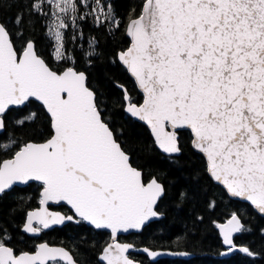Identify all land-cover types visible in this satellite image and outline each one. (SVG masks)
Here are the masks:
<instances>
[{
  "label": "snow or ice",
  "instance_id": "obj_1",
  "mask_svg": "<svg viewBox=\"0 0 264 264\" xmlns=\"http://www.w3.org/2000/svg\"><path fill=\"white\" fill-rule=\"evenodd\" d=\"M5 7L19 10L11 28L0 22V198L39 184L40 207L26 213L24 233L86 222L110 235L100 264H137L129 256L133 246L119 237L161 218L166 189L135 165L87 73L65 48L66 38L85 41L87 24L119 30L112 3L0 0V11ZM40 17L55 41V59L73 66L55 70L32 40L17 46ZM123 31L129 44L117 59L142 93L137 104L124 90L125 111L148 126L155 146L170 158L182 154L181 136L189 135L209 178L264 214V0H141ZM85 42L91 58L98 41ZM34 104L47 115V127L37 139L21 140L10 125L36 128L40 118L29 111ZM12 113H18L14 121ZM53 204L70 206L74 215L50 211ZM215 227L229 252L254 256L235 242L245 230L235 213ZM13 239L0 226V264H77L64 248L41 243L31 252L17 250Z\"/></svg>",
  "mask_w": 264,
  "mask_h": 264
},
{
  "label": "trees",
  "instance_id": "obj_2",
  "mask_svg": "<svg viewBox=\"0 0 264 264\" xmlns=\"http://www.w3.org/2000/svg\"><path fill=\"white\" fill-rule=\"evenodd\" d=\"M110 2L121 22L120 29L97 30L87 24L83 29L85 41L92 37L97 39L96 55L91 58L86 56L88 46L85 41L73 42L66 38L67 55L75 58L77 70L87 73L101 101L105 118L135 165L144 171L146 178L156 177L166 189L160 205L164 218L152 222L141 233L121 237V240L135 247L186 251L195 255L189 260L162 259L156 262L145 255H132L140 264H264V217L249 204L231 199L220 185L209 178L205 161L192 148L190 136H181L182 154L170 158L155 146L149 129L125 113V92L119 85L127 89L133 102L141 103L142 94L118 61L117 53L129 44L123 29L132 10L140 11L141 0ZM18 10V7H5L0 11V22L7 23L11 28ZM47 23L43 17L34 18L17 41V46L25 40L34 41L38 53L46 62L55 70L62 71L66 64L73 65L71 61L58 62L55 59V41L48 36ZM29 111L36 112L40 118L36 128L21 129L10 125V129H15V136L21 140L37 139L39 132L48 124L47 115L38 104H34ZM17 118L18 113H12L9 120ZM40 191L39 184L32 183L0 198V226L14 237L12 243L17 250L31 252L38 243L46 241L67 248L79 264H100L99 255L110 241L106 231H95L85 223L75 222L42 233L39 239L22 231L28 210L40 205ZM210 202L215 203L214 208L209 207ZM233 213L240 216L245 229L235 242L248 247L254 253L252 257L236 252L229 258H220L224 247L215 224L226 221Z\"/></svg>",
  "mask_w": 264,
  "mask_h": 264
},
{
  "label": "water",
  "instance_id": "obj_3",
  "mask_svg": "<svg viewBox=\"0 0 264 264\" xmlns=\"http://www.w3.org/2000/svg\"><path fill=\"white\" fill-rule=\"evenodd\" d=\"M46 61V60H45ZM119 61V60H118ZM121 64V63H120ZM122 65V64H121ZM123 66V65H122ZM124 67V66H123ZM125 68V67H124ZM126 69V68H125ZM128 72V71H127ZM128 74L130 75V73L128 72ZM130 77L134 80V78L130 75ZM134 82H135V80H134ZM135 84H136V82H135ZM121 85H119V87H120ZM137 86V85H136ZM138 88V87H137ZM120 89H122L123 91L126 89L124 86L123 87H120ZM127 90V89H126ZM139 90V89H138ZM140 91V90H139ZM141 93V92H140ZM127 94H128V96H130L129 95V93L127 92ZM142 94V93H141ZM133 102V101H132ZM134 103H136V102H134ZM142 103V102H141ZM126 104H127V101L125 100V107H126ZM137 104H139V103H137ZM124 110H125V108H124ZM125 113L128 115V116H130L131 118H133L134 120H136V121H138V122H140V123H142L143 125H145L147 128H148V126L146 125V124H144L143 122H141V121H139L137 118H134V117H132L129 113H127L126 111H125ZM149 129V128H148ZM149 131H150V129H149ZM151 133V132H150ZM115 134V133H114ZM197 152V151H196ZM162 153V152H161ZM198 153V152H197ZM162 154H164V153H162ZM199 154V153H198ZM164 155H166V154H164ZM181 155V154H180ZM201 155V154H200ZM166 156H168V155H166ZM174 157H177V156H174ZM161 182V181H160ZM214 182V181H213ZM162 183V182H161ZM215 184H217L216 182H214ZM163 184V183H162ZM164 185V184H163ZM217 185H219V184H217ZM221 186V185H220ZM18 187H20V188H23V187H26L25 185H20V186H18ZM223 189H224V187L223 186H221ZM225 190V189H224ZM226 191V190H225ZM227 192V191H226ZM228 194V193H227ZM229 195V194H228ZM229 197L231 198V199H233V200H238V201H241V202H244V203H247V204H249L250 206H252L251 204H250V202H246V201H243V200H241V199H239V198H234V197H231L230 195H229ZM51 206H61V205H55V204H53V205H50L49 206V208H50V211H54V212H59L61 215H64V216H67V215H65L63 212H61V211H57V210H53V209H51ZM65 206H67L71 211H72V214L71 215H74V213H73V210L71 209V207L70 206H68V205H65ZM40 207V206H39ZM39 207H37V208H39ZM253 207V209L259 214V215H261L262 217H264V214H260L259 212H258V210H256L255 208H254V206H252ZM37 208H35V209H37ZM34 210V209H33ZM30 211H32V210H30ZM239 218H240V216L237 214V213H235ZM71 215H68V216H71ZM162 218H164V214H162V216H161V218L160 219H158V220H161ZM241 219V218H240ZM158 220H153V221H150L149 222V224H147V225H145V227H147L148 225H150L152 222H155V221H158ZM227 221V220H226ZM226 221H224V222H226ZM69 222H72V221H66L63 225H55V226H52L51 228H49V229H46V230H44V231H49V230H53L54 228H60V227H63V226H65L66 224H68ZM224 222H221V223H224ZM241 222H242V224L244 225V223H243V221H242V219H241ZM87 224V223H86ZM88 226H90V227H93V226H91V225H89V224H87ZM94 228V227H93ZM104 231H106V230H104ZM143 231V230H142ZM142 231H135V230H131L130 232H128V233H122L121 235H120V237H119V242L120 243H125V244H130V245H132L133 246V248L130 250V252H129V256H130V258L131 259H133L132 257H131V255H145V256H147L152 262H156V261H159V260H162V259H182V260H189V259H192V258H194L195 257V255L194 254H192V253H189V252H186V251H171V250H161V249H159V250H153V249H151V248H148V247H135V245L134 244H132V243H130V242H125V241H122L121 240V237H127V236H129V235H132V234H138V233H141ZM219 231V230H218ZM107 232V231H106ZM42 233V232H41ZM41 233L39 234V235H36V236H34V235H32V234H28V233H26V234H28V235H30V236H33V237H39L40 235H41ZM242 233V232H241ZM241 233H238V234H236L235 235V239L237 238V236H239ZM219 235H220V237H221V240L223 241V237L221 236V234H220V232H219ZM110 242V241H109ZM42 243H47V242H42ZM223 243V242H222ZM41 244V243H40ZM48 244V243H47ZM50 246H52V247H58V248H64L65 250H67L69 253H70V255L74 258V256H73V254L67 249V248H65V247H63V246H57V245H50ZM238 247H239V245H237ZM223 247H224V250L222 251V253H221V255H220V258H222V259H226V258H229V257H231L234 253H236V252H239V251H232V252H229L228 251V247L226 246V245H224L223 244ZM145 248H148L150 251H152V252H157V253H159V255H157V256H155V257H152V256H149L147 253H145L144 251H143V249H145ZM186 253V254H185ZM226 253V254H225ZM239 253H242V252H239ZM242 254H244V253H242ZM100 256V255H99ZM74 260H75V258H74ZM134 261H136L135 259H133ZM137 262V264H140L138 261H136ZM78 264V263H77Z\"/></svg>",
  "mask_w": 264,
  "mask_h": 264
},
{
  "label": "flooded vegetation",
  "instance_id": "obj_4",
  "mask_svg": "<svg viewBox=\"0 0 264 264\" xmlns=\"http://www.w3.org/2000/svg\"><path fill=\"white\" fill-rule=\"evenodd\" d=\"M40 205H38L37 207H39ZM36 207V208H37ZM64 208H66L67 209V211L65 212V211H63V209ZM35 209V208H34ZM51 209H53V210H57V211H61V212H63L65 215H71L72 214V211L67 207V206H65V205H62V206H51ZM31 210H33V209H31ZM28 211H30V210H28ZM72 222H74V221H72ZM70 223V222H69ZM85 224H86V222H84ZM67 225V224H66ZM87 225V224H86ZM88 226V225H87ZM90 227V226H89ZM60 228H62V227H60ZM91 228H93V227H91ZM55 229V228H54ZM53 229V230H54ZM93 229H95V228H93ZM49 231H52V230H49ZM49 231H42V233H45V232H49ZM95 231H104V230H97V229H95ZM42 233H41V235H42ZM28 235V234H27ZM41 235L39 236V237H33V236H30V237H33V238H40L41 237ZM42 242H46V241H42ZM42 242H40V243H42ZM40 243H38L37 244V246L40 244ZM48 243V242H47ZM49 244V243H48ZM49 245H52V244H49ZM57 246H59V245H57ZM71 252V251H70ZM72 253V252H71ZM74 256V255H73ZM74 258H75V256H74ZM75 261L78 263V261L76 260V258H75ZM79 264V263H78Z\"/></svg>",
  "mask_w": 264,
  "mask_h": 264
}]
</instances>
